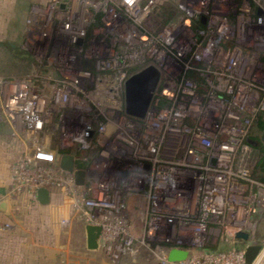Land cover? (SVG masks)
Segmentation results:
<instances>
[{"label":"flooded vegetation","instance_id":"1","mask_svg":"<svg viewBox=\"0 0 264 264\" xmlns=\"http://www.w3.org/2000/svg\"><path fill=\"white\" fill-rule=\"evenodd\" d=\"M137 6L135 14L119 8L110 16L108 7L88 5L83 37L59 18L38 43H27L25 27L17 38L0 40L6 56L23 67L0 80L47 95L37 128L15 136L0 117V149L7 145L12 164L30 155L36 185L6 190L0 219L9 210L7 197H23V205L55 214V221L48 214V222L37 225L40 234L50 229L57 240L73 224L83 235L85 258L74 260L41 238L35 244L23 236L21 255L33 245L37 264H97L101 257L112 264H161L156 247L168 259L174 247L160 236L175 218L186 220L184 211L173 213L194 198L218 197L239 163L248 169L238 180L246 185L239 194L249 199L238 221L247 238L221 249L264 242V0H138ZM177 105L185 110L181 121L159 117ZM172 124L179 127L175 133L168 130ZM39 189L47 202L39 200ZM88 227L99 229L94 248ZM12 228L17 234L0 223L1 245L11 241Z\"/></svg>","mask_w":264,"mask_h":264},{"label":"built area","instance_id":"2","mask_svg":"<svg viewBox=\"0 0 264 264\" xmlns=\"http://www.w3.org/2000/svg\"><path fill=\"white\" fill-rule=\"evenodd\" d=\"M52 3L55 4V8L56 4H62L64 7L62 10L58 8L51 10L49 4ZM49 4L41 5L40 9H35L28 17L30 33L34 34L35 32L33 44L47 39L46 37H49L52 32L50 27L59 18L64 19L65 29L70 33L73 32L71 34L83 37L85 25L91 18V13L88 12V5L95 8L108 7L107 13L110 16L115 15L116 10L119 8H124L131 14L138 12V0H55ZM75 15L77 16L76 18L74 17ZM113 23L116 22L114 21ZM42 24L45 25V28L38 32L37 30ZM95 33L98 32L95 31ZM43 47L46 48L47 46L44 45ZM5 83L0 82V117L7 121L12 134L17 136L23 133L26 127H39L41 121L40 113L43 111L47 99L46 92L28 91L24 82L8 81L7 84ZM13 88L23 90L22 97L10 94ZM177 107L179 109L171 108L169 111L160 114L159 117L166 121H181L182 110H185L182 105H177ZM176 128L179 130V127L172 124L168 130L171 133H175L178 131ZM225 142H228V139L221 143ZM185 149L187 153L194 152L189 146H185ZM35 154L37 157H43L44 155L38 147L35 148ZM31 159L30 155H26L23 159L22 154L13 163L14 165L17 164V168H15L12 180L19 181L18 189H22V191L24 187L29 189L36 187L32 177L34 172L29 168ZM247 170L240 163L237 164L235 171H230L228 174L230 175L233 172V177L230 179L225 178L224 187L218 197L206 195L203 196L202 200L194 198L192 202L188 201L184 207L173 213L175 215L184 211L186 220L175 218L176 225L168 226L167 229H164V236L161 235L160 239H166V242H171L174 248L187 250L188 256L183 260L170 261L163 249L157 246L156 253L161 264H264V242L250 263L245 261V249L238 251L234 248L221 249L219 246L227 241L235 242L238 240L236 233L242 231V226L238 221L242 220L241 216L244 214L242 207L249 205V199L248 197L247 199L242 197L243 192L239 194L238 191L243 190L242 186L246 185L242 184L240 186L238 180L246 178ZM18 174L21 176H17ZM12 191L14 192L15 190ZM17 191L19 192V190L15 192ZM261 192H264V189ZM262 194L264 195V193ZM191 221H193V225L190 224ZM158 229L159 227L154 229V232H157ZM208 245H216V247L207 250L205 246ZM262 253L263 255H261Z\"/></svg>","mask_w":264,"mask_h":264},{"label":"rangeland","instance_id":"3","mask_svg":"<svg viewBox=\"0 0 264 264\" xmlns=\"http://www.w3.org/2000/svg\"><path fill=\"white\" fill-rule=\"evenodd\" d=\"M55 0H33L28 8H27V12H26V16H22V18L24 19V24L23 27H25V32L27 33L28 30L30 31L29 28V23H28V17L30 16L31 13H33V11L35 9H40L41 5H47L51 2H54ZM13 3L15 4V0H0V22H4V24L7 23V20L13 17H18L19 16H14V14H9V10L11 9V11L14 12V9H16L17 7L14 6H10L8 3ZM2 22V23H3ZM0 23V24H2ZM32 32V31H31ZM25 33V34H26ZM24 36V35H23ZM33 37V38H32ZM35 36L34 34L29 33V37H27V43L28 44H33V40ZM20 47H17L18 49H22L23 50V40L20 41ZM10 43H14L12 41H10ZM16 46V44H15ZM25 48V47H24ZM9 52V51H8ZM7 52V55H8ZM10 53V52H9ZM12 59L9 58L10 56H6V53H4V49L0 48V79L3 77L10 76V77H14L16 75H18V73L23 72V67H20L19 65V61L18 59H16V57L11 54ZM23 75V74H22ZM1 82V80H0ZM1 86V84H0ZM17 165V164H16ZM14 164H11L9 169H8V174L7 177H3L1 179L0 176V183L3 184L4 188H6L7 191L11 192L12 190H19V192L22 193V189H18L19 188V181L16 180H12V176L15 173V168H17V166ZM19 172V171H18ZM17 172V173H18ZM2 176H4L5 174L2 172L1 173ZM17 176H21L20 174H18ZM16 176V177H17ZM19 177H17L19 179ZM5 178V179H4ZM11 187V188H9ZM18 192V191H17ZM4 196V195H3ZM7 201L10 203L9 206V210L8 212H6V215H3L1 218H3L2 220L0 219V223H6L8 225H12L14 228H17V234H15L16 231L12 230L9 231V235L7 236L11 241L1 245L0 244V257H5L6 262L5 263H0V264H19L16 260V258L22 254L23 251V245H20V240L23 238L24 236V241L25 240H29V242L31 243H35V238L38 239H42L43 240V246H47V244H49V246L47 248L49 249H53L57 252H59L60 254H64V256L66 257L65 259L67 260H74V257L77 259H84V248H83V235L82 232L79 230L74 229L75 227H73V224L70 225V227H66L65 230L60 233V235L57 237H53L52 233L50 231V229H43L41 231V234L39 232L40 228L39 226H37L38 224L42 223V222H48L47 221V216L49 214V221H55V214H53V211L51 209H49L48 207L41 206V207H36L35 205L33 207H31L30 204L26 203L23 205V197L19 198L18 200L12 201V199L7 197ZM66 217V213L61 209V215L60 217ZM59 217V218H60ZM77 226V224L75 225ZM78 228V227H77ZM76 230V231H75ZM264 233V232H262ZM75 234V236H74ZM55 240V241H54ZM58 241V242H56ZM78 241H80V246ZM56 242V244H58V247H53L52 248V244H54ZM72 242H75L77 245H72ZM28 243V242H27ZM205 246V247H209ZM216 246V245H215ZM221 248H225V247H229L228 245H224L223 243H221L219 245ZM263 254V253H262ZM261 254V255H262ZM101 257V256H100ZM99 258V257H97ZM97 260V259H96ZM9 261V262H8ZM98 261V262H97ZM97 264H112L111 261L107 260H97ZM71 262V261H70ZM79 263L76 262V264Z\"/></svg>","mask_w":264,"mask_h":264},{"label":"crops","instance_id":"4","mask_svg":"<svg viewBox=\"0 0 264 264\" xmlns=\"http://www.w3.org/2000/svg\"><path fill=\"white\" fill-rule=\"evenodd\" d=\"M33 0H15V4H11L10 2L8 3L10 6H14L17 7L16 9H14V12L11 11V9L9 10V14H14V16H19L18 17H13L7 20V23L4 24V22H0L2 24H0V40L1 39H14L17 38V36L19 35V33L22 30L23 27V22L24 19L22 18V16H26V12H27V8L29 6V4L32 2ZM9 151L7 145L4 148L0 149V176L1 179L3 177H7L8 174V169L10 167V165L12 164V161L10 159V155L7 154V152ZM4 173L5 175L2 176L1 173ZM4 178V179H5ZM5 191L6 188H4L3 184L0 183V200L4 199L5 197ZM4 195V196H3ZM26 246H24L25 248ZM32 248L36 249L35 247H33V245H31L29 248H26V250L24 251L25 253H23V255H19L15 261H17L19 264H37L36 262V255L35 252L32 250ZM5 257H0V263H5ZM9 262V261H8Z\"/></svg>","mask_w":264,"mask_h":264},{"label":"water","instance_id":"5","mask_svg":"<svg viewBox=\"0 0 264 264\" xmlns=\"http://www.w3.org/2000/svg\"><path fill=\"white\" fill-rule=\"evenodd\" d=\"M139 78L142 79L143 77H135L133 79L141 82V80H139ZM146 78H148V79H151V78L152 79H156V77L154 75L151 78L149 76H147ZM130 104L133 105V101H130ZM145 104H146V102L143 103V105H145ZM81 181H82L81 178H78V183L81 182ZM38 197H39V200L42 203L47 202L46 190L39 189L38 190ZM98 231H99V229L97 227H88L87 228V242H88V247L89 248L96 247V239H97V236H98ZM236 237H241L243 239H246L247 238V234L242 233V232H238V233H236ZM259 250H260V246L259 245L247 246L245 251H244L246 263H250L254 259V257L257 255ZM186 255H187L186 251L174 248V249H171L170 252H169V259L173 260V261L181 260V259H184L186 257Z\"/></svg>","mask_w":264,"mask_h":264},{"label":"bare ground","instance_id":"6","mask_svg":"<svg viewBox=\"0 0 264 264\" xmlns=\"http://www.w3.org/2000/svg\"><path fill=\"white\" fill-rule=\"evenodd\" d=\"M229 64V62H226L225 63V65L227 66ZM10 94H13V95H15V96H19V97H22V95H23V90H18V89H15V88H13V89H11V93ZM19 108H20V106H19ZM78 137V136H77ZM263 255V254H262Z\"/></svg>","mask_w":264,"mask_h":264}]
</instances>
